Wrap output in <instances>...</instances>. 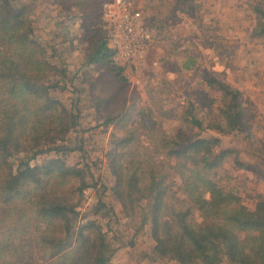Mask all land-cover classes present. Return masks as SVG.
I'll use <instances>...</instances> for the list:
<instances>
[{
	"label": "trees",
	"instance_id": "trees-1",
	"mask_svg": "<svg viewBox=\"0 0 264 264\" xmlns=\"http://www.w3.org/2000/svg\"><path fill=\"white\" fill-rule=\"evenodd\" d=\"M76 1L84 9L89 0ZM189 1L176 0L175 10ZM249 8L254 16L250 37L264 39V0H252ZM33 31L23 0H0V264H114L111 243L96 220L75 228L89 184L86 171L66 164L62 154L80 149L65 143L79 115L73 101L67 106L51 96L60 82H69L46 46L33 39ZM211 43L205 40L209 51ZM195 45L189 42L184 51L192 52ZM186 54L182 70L195 62L192 53ZM113 55L107 38L99 39L87 55L88 64L120 74ZM201 74L197 95L207 100L214 92L216 107L191 98L178 111L168 107L167 113L175 112L181 121L172 134L151 108H143L140 123L112 136L106 153L112 191L124 217L139 213L140 224L148 225L155 260L264 264V194L249 209L219 172L233 152L224 140L248 131L249 111L240 90L209 70ZM82 75L88 74L84 70ZM117 104L106 101L105 107L114 108L99 114L104 125L129 121L127 108ZM47 153L52 156L31 165ZM173 184L180 200L172 195Z\"/></svg>",
	"mask_w": 264,
	"mask_h": 264
},
{
	"label": "rangeland",
	"instance_id": "rangeland-1",
	"mask_svg": "<svg viewBox=\"0 0 264 264\" xmlns=\"http://www.w3.org/2000/svg\"><path fill=\"white\" fill-rule=\"evenodd\" d=\"M23 1L30 8L33 39L46 46V54L67 75L69 83L60 82L51 89V96L67 106L73 101L79 115L78 126L65 143L80 149L62 154L66 164L86 171L89 184L77 208L75 228L96 220L111 243L114 264H167V260L153 258L155 241L148 225L140 224L139 213L128 218L120 211L112 191L114 177L107 164L111 138L139 122V110L143 108H151L164 125L163 130L172 134L181 121L175 112L167 113L168 107L178 111L190 98L202 99L214 107V92L209 91L207 100L197 95L204 69L240 90L246 102L249 129L224 140V146L233 148V152L220 164L219 172L227 176L223 181L237 191L243 205L254 208L258 195L264 194V39L250 37L254 23L249 8L252 0H193L176 10V0H131L141 12V22L150 38L144 52L131 64L122 65L113 55L112 60L122 68L120 74L108 73L87 60L93 43L107 38L104 11H112L115 0H89L82 5L84 9L76 0ZM155 19L157 23L152 26ZM207 39L213 40L207 45L210 51L205 46ZM189 42L196 45L192 52H185ZM186 53L195 56L190 70L180 68ZM84 70L88 75H82ZM106 101L126 107L129 121L104 125L99 114L113 107H105ZM194 130L201 136L209 135ZM138 132H143L141 127ZM50 156L40 155L30 163L34 166ZM171 191L176 200L182 198L176 184Z\"/></svg>",
	"mask_w": 264,
	"mask_h": 264
},
{
	"label": "built area",
	"instance_id": "built-area-1",
	"mask_svg": "<svg viewBox=\"0 0 264 264\" xmlns=\"http://www.w3.org/2000/svg\"><path fill=\"white\" fill-rule=\"evenodd\" d=\"M113 6L112 11H104L103 20L108 27L109 46L122 65L131 64L144 52L150 35L141 22V12L131 0H115Z\"/></svg>",
	"mask_w": 264,
	"mask_h": 264
},
{
	"label": "crops",
	"instance_id": "crops-1",
	"mask_svg": "<svg viewBox=\"0 0 264 264\" xmlns=\"http://www.w3.org/2000/svg\"><path fill=\"white\" fill-rule=\"evenodd\" d=\"M154 247V246H153ZM168 264V263H167Z\"/></svg>",
	"mask_w": 264,
	"mask_h": 264
}]
</instances>
